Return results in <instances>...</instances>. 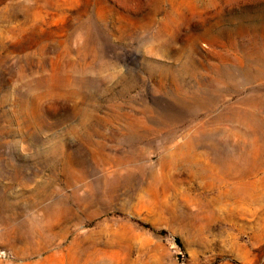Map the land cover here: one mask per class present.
Here are the masks:
<instances>
[{"label": "rangeland", "instance_id": "rangeland-1", "mask_svg": "<svg viewBox=\"0 0 264 264\" xmlns=\"http://www.w3.org/2000/svg\"><path fill=\"white\" fill-rule=\"evenodd\" d=\"M0 264H264V0H0Z\"/></svg>", "mask_w": 264, "mask_h": 264}]
</instances>
